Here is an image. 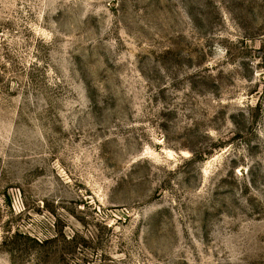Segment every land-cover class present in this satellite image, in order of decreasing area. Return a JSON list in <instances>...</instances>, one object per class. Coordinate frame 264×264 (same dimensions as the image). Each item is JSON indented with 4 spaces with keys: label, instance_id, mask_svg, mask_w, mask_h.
I'll return each mask as SVG.
<instances>
[{
    "label": "rangeland",
    "instance_id": "rangeland-1",
    "mask_svg": "<svg viewBox=\"0 0 264 264\" xmlns=\"http://www.w3.org/2000/svg\"><path fill=\"white\" fill-rule=\"evenodd\" d=\"M0 264H264V0H0Z\"/></svg>",
    "mask_w": 264,
    "mask_h": 264
}]
</instances>
